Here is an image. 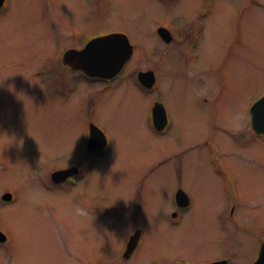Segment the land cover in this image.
Listing matches in <instances>:
<instances>
[{
  "label": "rangeland",
  "instance_id": "374dc122",
  "mask_svg": "<svg viewBox=\"0 0 264 264\" xmlns=\"http://www.w3.org/2000/svg\"><path fill=\"white\" fill-rule=\"evenodd\" d=\"M206 1L9 0L0 18V193L13 192L18 201L0 205V224L12 236L7 248L0 247V264L116 260L135 225L145 230L137 264H152L159 256L202 261L228 253L242 262L233 264H248L264 235L251 234L249 245H242L247 233L231 227L229 198L212 167L232 168L239 219L250 233L259 232L264 140L250 129L247 105L264 92V8L250 6L253 0H212L191 63L183 62L184 44L167 45L154 35V21L163 20L177 37ZM59 27L130 32L135 60L129 70H157V88L146 93L129 76L109 88L79 80L70 98L64 97L68 73L59 55L72 41ZM152 103L163 105L172 122L164 136L149 128ZM87 116L107 131L110 152L93 162L73 193H48L47 173L83 155ZM246 140L251 143L242 146ZM180 169L193 205L172 225L168 213ZM140 196L143 206L132 215ZM75 204L98 216L74 219Z\"/></svg>",
  "mask_w": 264,
  "mask_h": 264
},
{
  "label": "flooded vegetation",
  "instance_id": "af4514ba",
  "mask_svg": "<svg viewBox=\"0 0 264 264\" xmlns=\"http://www.w3.org/2000/svg\"><path fill=\"white\" fill-rule=\"evenodd\" d=\"M100 1V0H98ZM160 2H173L175 0H158ZM9 0H4V3L0 7V18L2 16H5L8 12V5ZM212 4V0H207L205 3V6L203 8V3L202 7L200 6L198 9H196L195 13L193 14V19L189 23L188 26H185L181 29V31H178L177 37L173 33L171 27H169L163 20L159 21H154L155 24V30H154V35L155 38L158 40L162 41L164 44L167 45H174V44H181L185 45V48L183 50V62L191 63L196 59L197 56V43L200 39V36L202 35L203 31V25L205 24V19H208L210 15V7ZM262 3H257L255 0L252 1L250 6H256L261 9L264 8V6H261ZM264 5V4H262ZM102 13V11H101ZM49 17V16H48ZM46 15H44L42 18L43 20H47L48 18ZM57 24L58 22L54 20ZM60 30L61 27H59ZM165 29L166 31V38L163 39L159 35V30L160 29ZM83 29V28H82ZM82 29H71L68 32H65L62 30L65 34H68V39L72 41V44L70 47H67L63 49L62 53L59 55V59L61 61L60 63V68L61 70L66 69L67 70V75L64 79L63 86H62V94L64 97H69L71 96L73 90H74V84L75 82L80 81H89L93 83H100L104 88H109L112 87V85L120 80L122 77L129 76L133 77L135 83L139 85L140 88L146 93H152L155 91V89L158 86V78L156 76V71L155 69L153 70H147V71H140V70H129V68L132 66L133 61L135 60V44L132 43V39L130 36V32L128 31H122L120 29H113L111 31L107 32H100V33H93V34H88L85 33L84 30ZM111 35H123L127 38L129 45L132 47V54L130 58L126 61V63L123 65L121 70L111 78H102V77H92L85 73V71L79 69V68H73L71 65H67L64 63L63 58L64 55L68 51H76V52H81L92 40L103 38L106 36H111ZM170 53V51H167V53ZM177 52L180 53L181 55V49L180 51L178 50ZM182 56V55H181ZM141 72H152L154 77H155V82L154 85L151 89H146L143 87L138 79V75ZM219 81L223 84L225 82V79L220 76ZM264 96V92L257 98L255 97L253 100L249 102L247 105V116L249 119V124H250V129L252 130L254 137H256L257 140L263 141L264 140V134H257L253 131L252 129V115H251V107L254 105L255 102H257L261 97ZM157 103H152L149 108V116H148V125L149 128L154 132V134L159 135V136H164L168 133L172 122L169 118L168 112L166 108H164L165 112V122L163 125V128L161 129H156L155 127V119L153 116V108ZM96 107V106H95ZM91 108V106L89 107ZM84 125V124H83ZM92 125L96 126L99 128L102 132L103 135L98 133L96 129H93V133L91 131ZM216 130V129H215ZM214 133V132H213ZM252 139V137H250ZM249 139V140H250ZM244 141V145H249L251 142L250 141ZM84 146V153L83 155L79 156L74 164L72 165H67V166H58L56 168H53L50 170L47 175H46V182L44 183L45 189L48 191V193H53V192H60L62 194H70L71 191L79 189L80 185L84 180L88 177V175L91 172V169L93 167V162L96 161L98 158L107 155L110 152L111 148V141L110 137L107 133V131L97 124L93 117L89 118L87 116V119L85 120V129L83 133V139L81 140ZM94 141V149L92 150V142ZM98 141L100 142L103 147L102 148H96L98 144ZM91 142V145L89 146V143ZM155 167L151 168L148 173L144 176L143 182L149 178L150 174L154 171ZM214 174H218L222 177V184H223V193L225 197L227 196L229 198V202L226 204V217L228 221L230 222L231 227L237 231L239 234L245 235V238H242V245H249L248 238L247 236H251V234L254 233H261L264 235V228H259V232H251V229L246 227L244 224L241 223L239 216H238V210L239 207L241 206V201H240V196L238 194L235 195L230 189L231 185V180L233 179L232 177V168H225L224 166H213L212 167ZM67 171L69 170L70 174L65 178V180L60 181V182H54L52 180V174L57 171ZM48 171V170H47ZM181 175H182V170H177L176 171V176L178 178L177 181V186L175 187L173 194H172V201H173V211L168 213V220L172 225H178L182 221L183 213L189 211L192 208L193 205V197L183 188L182 182H181ZM142 190V187H141ZM72 191V193H73ZM5 194H11L12 197L7 201L3 198ZM142 196L135 197L134 202L132 203V215H136V212L141 210L143 206V202L141 199ZM18 201V198H16V195L13 192H2L0 193V205H5V206H11L16 204ZM234 207L233 211L230 214L231 208ZM115 210V209H114ZM93 216H98L97 213L92 214ZM0 223H5L4 220L0 219ZM240 235V236H244ZM257 235V234H256ZM144 237H145V230L139 226L135 225L133 227V230L130 234H128L123 243L122 247L118 252V256L116 260H111V261H106L101 264H137V258L139 256V252L141 251L143 244H144ZM235 235L233 236V238ZM232 238V237H231ZM236 239V238H234ZM12 242V236L10 232L7 230V227L5 224H0V247L1 248H7ZM258 246L257 250L255 253H252V256L248 259V264H255V262L258 260L260 251L262 246L264 245V238L260 237L258 239ZM237 253L235 255L232 253H228L227 257H214L211 259H205V260H196V259H177L174 262H169L165 259L164 256H159L156 260L150 262L152 264H214V263H219L222 262L223 264H233L235 261H239L238 258L236 259ZM69 257L71 259V251L69 254ZM242 263V262H240Z\"/></svg>",
  "mask_w": 264,
  "mask_h": 264
},
{
  "label": "water",
  "instance_id": "95a60500",
  "mask_svg": "<svg viewBox=\"0 0 264 264\" xmlns=\"http://www.w3.org/2000/svg\"><path fill=\"white\" fill-rule=\"evenodd\" d=\"M3 0H0V6ZM165 29L159 30L161 38L165 39ZM132 54V47L129 45L127 38L123 35H111L103 38L92 40L81 52L68 51L63 58V61L67 65H71L73 68H79L92 77L111 78L116 75L126 61ZM139 82L145 88L150 89L154 82L155 77L152 72H141L138 75ZM252 115V129L257 134L264 133V96L261 97L251 107ZM153 116L155 119L156 129H161L165 122V112L161 104H156L153 108ZM91 131L96 129L101 135L102 132L92 125ZM100 142L98 141V144ZM94 141L92 142L91 149L94 148ZM91 142L89 143V146ZM101 144L96 148H102ZM70 174L69 170L58 171L52 174V180L54 182H60ZM10 195L3 196L5 200L10 199ZM214 264H223L222 262ZM255 264H264V245L261 248L260 255Z\"/></svg>",
  "mask_w": 264,
  "mask_h": 264
},
{
  "label": "clouds",
  "instance_id": "9594fccd",
  "mask_svg": "<svg viewBox=\"0 0 264 264\" xmlns=\"http://www.w3.org/2000/svg\"><path fill=\"white\" fill-rule=\"evenodd\" d=\"M72 215L74 219L86 218L92 216V210L87 207L81 206L80 204H75L72 209Z\"/></svg>",
  "mask_w": 264,
  "mask_h": 264
}]
</instances>
